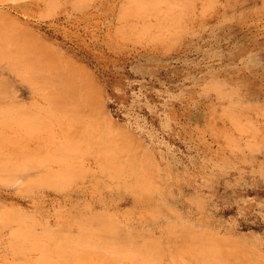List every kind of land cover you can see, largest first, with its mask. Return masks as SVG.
<instances>
[{"label": "rangeland", "instance_id": "obj_1", "mask_svg": "<svg viewBox=\"0 0 264 264\" xmlns=\"http://www.w3.org/2000/svg\"><path fill=\"white\" fill-rule=\"evenodd\" d=\"M90 263L264 264V0H0V264Z\"/></svg>", "mask_w": 264, "mask_h": 264}, {"label": "bare ground", "instance_id": "obj_2", "mask_svg": "<svg viewBox=\"0 0 264 264\" xmlns=\"http://www.w3.org/2000/svg\"><path fill=\"white\" fill-rule=\"evenodd\" d=\"M78 101V100H77ZM68 108V107H67ZM101 229V228H99ZM28 230V229H27ZM88 230V229H87ZM104 235V234H103ZM85 238V237H84ZM87 240V239H86ZM92 241V240H91ZM101 247V246H100ZM136 251V250H135ZM126 252V251H125ZM127 254V253H126ZM82 255V254H81ZM143 258V257H142ZM88 260V259H87ZM99 260V259H98ZM90 261V260H89ZM139 261V260H138ZM134 263V262H133ZM91 264V263H90Z\"/></svg>", "mask_w": 264, "mask_h": 264}]
</instances>
